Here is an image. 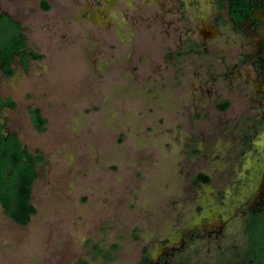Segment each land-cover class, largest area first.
<instances>
[{
    "label": "rangeland",
    "instance_id": "1",
    "mask_svg": "<svg viewBox=\"0 0 264 264\" xmlns=\"http://www.w3.org/2000/svg\"><path fill=\"white\" fill-rule=\"evenodd\" d=\"M11 1L0 0L1 7ZM59 3L37 16H60ZM56 28L66 32L68 25ZM59 33L47 39L43 73L33 69L1 88L17 102L8 112L11 127H21L25 148L44 159L36 163L31 221L15 223L0 205V264H134L144 246L172 228L178 208L172 202L184 197L186 172L223 175L219 166L233 142L219 138L224 160L212 162L214 109L206 119L200 109L191 121L192 93L178 85L179 72L166 66L165 45L152 35L135 50L120 47L119 39L90 44L78 32L60 43ZM30 103L48 120L40 133L28 118ZM238 109L233 100L227 114ZM203 134L216 135V142L189 144L192 135Z\"/></svg>",
    "mask_w": 264,
    "mask_h": 264
},
{
    "label": "flooded vegetation",
    "instance_id": "2",
    "mask_svg": "<svg viewBox=\"0 0 264 264\" xmlns=\"http://www.w3.org/2000/svg\"><path fill=\"white\" fill-rule=\"evenodd\" d=\"M63 1L60 16H37ZM63 21L68 30L59 33L56 27ZM74 32L89 43L108 46L119 39L120 47L135 50L152 35L165 45L166 66L179 72L178 85L192 93L191 107L186 106L193 110L191 121L200 118V109L205 119L214 109L217 149L211 148L212 162L224 160L219 138L233 142L226 164L219 166L223 175L205 169L186 172L184 197L172 202L178 207L172 228L144 246L134 264H264V0H12L5 8L0 4V124L6 140L12 136L22 142L24 134L21 127H11L8 112L18 107L17 102L12 93L2 95L1 88L8 80L14 84L30 77L33 69L43 73L40 63L51 49L47 39L59 33L56 39L62 43ZM9 88L16 93L14 86ZM233 100L239 109L229 116ZM35 109L46 118L41 107L27 106L28 118L40 133L44 129L33 121ZM46 124L48 120L43 127ZM216 135H192L189 144L200 139L216 142ZM195 149L194 157L199 153Z\"/></svg>",
    "mask_w": 264,
    "mask_h": 264
},
{
    "label": "trees",
    "instance_id": "3",
    "mask_svg": "<svg viewBox=\"0 0 264 264\" xmlns=\"http://www.w3.org/2000/svg\"><path fill=\"white\" fill-rule=\"evenodd\" d=\"M32 114L38 129L43 130L47 120L42 118L39 109L32 110ZM43 159L42 153H30L15 137L6 140L0 124V205L19 225H27L37 212L31 203V194L38 174L36 163Z\"/></svg>",
    "mask_w": 264,
    "mask_h": 264
},
{
    "label": "water",
    "instance_id": "4",
    "mask_svg": "<svg viewBox=\"0 0 264 264\" xmlns=\"http://www.w3.org/2000/svg\"><path fill=\"white\" fill-rule=\"evenodd\" d=\"M2 206V205H1ZM3 208V207H2ZM4 209V208H3Z\"/></svg>",
    "mask_w": 264,
    "mask_h": 264
}]
</instances>
